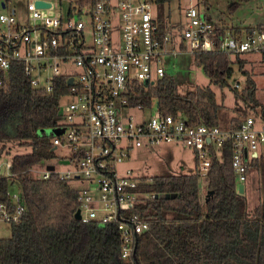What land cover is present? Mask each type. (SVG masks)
Listing matches in <instances>:
<instances>
[{
  "label": "built area",
  "instance_id": "1",
  "mask_svg": "<svg viewBox=\"0 0 264 264\" xmlns=\"http://www.w3.org/2000/svg\"><path fill=\"white\" fill-rule=\"evenodd\" d=\"M45 1L49 5L27 1V13L18 17L10 2L0 0V83L14 64L22 65L32 87L46 92L65 76L67 91L51 127L62 132L53 134L51 142L54 151L67 150L55 155L69 164L56 169L51 161L44 162L37 177L47 179L55 173L73 182L80 220L114 224L123 260L132 261L137 238L148 229L132 206L156 196L136 189L150 178L142 180L130 167L119 168L133 148L182 144L193 154L199 176L228 149L237 184L243 186L249 173L256 178L259 162L264 179V117L259 113L240 105L246 112L238 125L219 128L190 123L180 113H162L154 100L149 106L130 105L135 87L154 84L179 53L192 58L209 50L231 58L264 55V18L244 32L225 26L218 33L215 22L189 4L183 24L168 22L159 29L151 0H90L81 9L68 6L63 13L52 10L51 0ZM7 195V201H0V221L11 225L21 220L26 205L18 189Z\"/></svg>",
  "mask_w": 264,
  "mask_h": 264
},
{
  "label": "trees",
  "instance_id": "2",
  "mask_svg": "<svg viewBox=\"0 0 264 264\" xmlns=\"http://www.w3.org/2000/svg\"><path fill=\"white\" fill-rule=\"evenodd\" d=\"M69 1V7L78 9L90 2ZM151 1L154 20L161 29L170 22L162 6L171 0ZM203 2L206 4V0ZM215 24L218 33L226 26L220 21ZM263 58V54L259 56L262 62ZM193 60L209 83L227 85L242 107L264 117V104L255 95L253 74L244 69L249 62L246 57L231 58L209 50L195 54ZM233 65L243 77L241 86L226 83ZM66 91L65 76L54 81L50 92L32 87L21 64H14L0 83V152L11 141L30 147L29 152L11 157L8 174L0 173V201L8 200L9 185L17 183L16 189L26 205L21 220L10 225V235L0 238V264H264L263 164L255 163L257 203L246 210L243 191L237 192L229 167L228 149L221 152L220 159H213L206 170V191L211 190L207 198L198 189L195 162L193 172L155 175L137 186L138 191L156 196L132 206L131 211L148 223V229L137 238L132 261L119 255L121 239L114 224L102 226L75 219L76 185L58 179L55 173L47 179L31 174L37 163L56 159L53 134L45 131L56 124L58 102ZM152 100L160 112L180 113L194 124L216 125L217 110L223 106L216 102L215 92L207 85H196L180 93L169 70L152 85H137L130 105L149 106ZM245 108L231 109L234 115L228 120L229 126L238 125Z\"/></svg>",
  "mask_w": 264,
  "mask_h": 264
},
{
  "label": "rangeland",
  "instance_id": "3",
  "mask_svg": "<svg viewBox=\"0 0 264 264\" xmlns=\"http://www.w3.org/2000/svg\"><path fill=\"white\" fill-rule=\"evenodd\" d=\"M29 0H12L10 5L16 8L18 17L24 16L26 12V2ZM53 3L52 10L63 13L71 4L69 0H51ZM232 3H235L232 5ZM195 4L201 12H205L206 16L213 18H224L228 22L242 16H246L248 20L254 23L264 18V8L259 4V0H171L162 6L163 12L169 17L170 22L178 20L183 24V10L189 5ZM248 10V13L246 9ZM179 11V12H178ZM210 17V18H211ZM212 19V18H211ZM213 20V19H212ZM224 22L223 20H221ZM260 21V22H261ZM225 24V23H224ZM249 62L244 65L245 70H249L253 74L256 83V98L264 104V62L259 59L258 54L252 53L246 56ZM170 74L176 82L178 91L185 93L194 86H209L215 92L216 102L223 105L217 110V126L224 128L228 125V120L234 115L231 109L239 107L240 101L229 91L228 86L213 85L209 83L207 76L197 65L193 58L188 54L179 53L170 59ZM228 85L241 86L243 77L239 73L237 66L233 65L231 75L226 78ZM63 100H66L63 98ZM5 143V142H4ZM2 144V143H1ZM8 150V152H6ZM30 151L29 146L18 145L16 141L6 142L5 148L0 152V173H9V164L11 157L16 153H26ZM57 154L65 152L66 149L58 148ZM56 169H64L69 162L53 159L51 161ZM46 164V163H45ZM44 163H37L31 169L32 176H39L44 171ZM130 167L133 173L138 177L151 178L155 175L163 174H187L194 170V158L191 151L179 143L160 144L157 146L135 147L130 151L129 158L119 165L122 170ZM256 178L253 173H249L243 182V195L245 198V209L253 208L258 200V191L256 186ZM18 187L17 183L9 185L8 190L12 191ZM198 189L203 193L206 191L205 179L203 176L198 178ZM10 235V225L0 221V238Z\"/></svg>",
  "mask_w": 264,
  "mask_h": 264
},
{
  "label": "crops",
  "instance_id": "4",
  "mask_svg": "<svg viewBox=\"0 0 264 264\" xmlns=\"http://www.w3.org/2000/svg\"><path fill=\"white\" fill-rule=\"evenodd\" d=\"M246 1H250V0H246ZM259 4L261 5V6H263V4H262V2L259 0ZM263 8H264V6H263ZM246 9V8H245ZM246 11H247V13H248V10L246 9ZM179 12V11H178ZM204 13V15L206 16V14H205V12H203ZM206 17H208V18H210L211 16L209 15V16H206ZM213 20H212V19ZM210 19L212 20V21H214V22H222L221 20H223L224 22L223 23H225V25L226 26H228V27H231L233 30H235V31H237V32H244L245 30H248L249 28H251V27H253V26H255V25H257L258 23H260V21L261 20H258V21H255V20H253L254 21V23L253 22H251L250 20H248V19H246L247 17L246 16H242L241 18L240 17H238V18H236V19H234V21L232 22V21H230V22H228L227 20L225 21V19L224 18H213V17H211ZM177 22H178V20H176ZM180 22V21H179ZM237 29V30H236ZM204 177V176H203ZM235 179V178H234ZM236 182V181H235ZM237 184V183H236ZM238 185V184H237ZM242 191H243V186H242ZM206 192H203L202 194H205Z\"/></svg>",
  "mask_w": 264,
  "mask_h": 264
},
{
  "label": "water",
  "instance_id": "5",
  "mask_svg": "<svg viewBox=\"0 0 264 264\" xmlns=\"http://www.w3.org/2000/svg\"><path fill=\"white\" fill-rule=\"evenodd\" d=\"M3 4V2H2ZM36 4L38 5H49V1H45V0H36ZM72 78L68 79V83H71ZM46 133H52V134H60L62 132V129H58V128H48L46 131ZM55 147H52V149H54ZM48 169H53V165H48L47 167ZM237 192L241 193L242 192V184L238 183L237 185ZM211 193V190H207L205 193V198H207V196ZM74 218L75 219H80V214H79V210L76 209L75 213H74Z\"/></svg>",
  "mask_w": 264,
  "mask_h": 264
}]
</instances>
